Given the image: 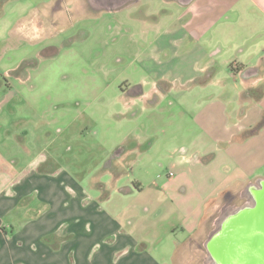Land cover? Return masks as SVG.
I'll return each mask as SVG.
<instances>
[{
  "label": "rangeland",
  "instance_id": "rangeland-1",
  "mask_svg": "<svg viewBox=\"0 0 264 264\" xmlns=\"http://www.w3.org/2000/svg\"><path fill=\"white\" fill-rule=\"evenodd\" d=\"M44 1L7 0L0 11V140L10 144L28 142V151L14 154V158L0 146V154L8 161H0V171L8 170L0 173L1 184L10 175L13 180L22 176L25 172L20 168H32L39 150L34 149L36 142L30 135L41 134V146L49 156L40 174L60 175L66 185L62 190L59 182L57 187L51 183L46 193L71 195L77 183L84 193L100 195L101 184L108 191L117 188L118 192L124 184L133 188L138 182L144 188L139 194L142 197L135 199L138 202L158 193L157 188L165 185L167 176L176 174L172 156L180 157L183 148L188 149L189 158L202 147L216 151L217 145H210L195 117L203 114L208 100L219 93L223 92L227 100L240 91L228 64L251 53L255 25L260 23L256 27L264 31L263 16L247 0H196L186 6L173 1L141 0L148 5V12L165 19L164 26L150 35L146 33L149 23L142 21L135 5L121 11L75 16L60 27L42 31L29 26L33 24L29 15L34 18L30 9ZM206 3L211 4L210 10ZM162 10L165 13L161 14ZM180 18L171 28L185 40L181 41L179 35L163 36L169 40V47L151 50L164 27ZM192 30L191 38L198 37L201 46L206 43L216 50V44H223L222 53L214 58V67L225 91L223 84L205 85L209 74L202 73L201 63L188 56L191 46L187 34ZM54 31L56 35L51 37ZM49 44L53 48L47 47ZM240 49L244 55H240ZM137 91L143 94L131 97ZM234 99L230 98L231 108L238 106ZM133 139L144 140V148H150L123 158L115 171L119 181L114 182L110 171L113 163L119 162L112 152L121 142ZM188 164L187 160L183 167L189 170L176 177L186 185V212L190 211L186 229L177 232L176 237L158 239L153 253L159 264H204L198 236L184 249L183 244L203 212L205 196L216 192L215 184H209L208 179L212 173L221 177L215 169L219 160L210 168ZM179 220L177 213L169 217L161 214L157 230L166 236L170 234L165 233L168 228ZM7 221L6 217L5 224ZM12 232L9 227L3 230L7 237L0 240V264H13L14 258L20 257L18 264L45 260L37 248L17 240L18 232L10 236ZM223 252L224 261L239 260L227 258Z\"/></svg>",
  "mask_w": 264,
  "mask_h": 264
},
{
  "label": "crops",
  "instance_id": "crops-1",
  "mask_svg": "<svg viewBox=\"0 0 264 264\" xmlns=\"http://www.w3.org/2000/svg\"><path fill=\"white\" fill-rule=\"evenodd\" d=\"M164 1H173L186 6L192 5L196 0ZM247 1L264 18V0ZM132 5L138 7L142 21L149 23V29H146L148 35L164 26L165 19H160L156 13L148 12V5L141 3V0H130L121 5H117L116 0H45L38 8L36 7L37 9L34 6L30 9L35 17L29 15V21L33 23L29 26L48 31V29L60 27L66 20L72 21L75 16L80 18L86 13L93 15L101 11H121ZM206 5V9L210 10L211 4L206 3ZM160 13L165 12L162 10ZM36 19L44 21L36 23ZM179 20L181 21V18L174 19L172 24L168 23L164 27L162 33L153 40L156 47L153 46L151 50L157 52L164 47L168 48L167 38L171 36L179 35L181 41L185 40L184 35L182 37L179 31L171 28L176 22L179 23ZM258 25L260 23L253 29L256 34L252 41L251 53H254L246 55L242 60L233 59L228 64L232 70L231 78L235 84L239 85L240 91L235 97L230 96V93L227 97L235 98L234 101L238 106L231 108L230 98L226 100L222 92L219 93L220 96L208 100L206 103L208 108L205 112L195 117L201 132L211 142L210 145H217L216 151L210 152L202 147L196 151L193 158H189L187 157L188 149L183 148L180 151V157L172 156L171 164L176 174L171 173V176H167L165 185L157 188L158 193H154L143 202H138L135 199L141 198L139 194H142L144 190L138 182L133 188L124 184L118 192L117 188L115 190L110 188L108 191L105 188L106 185L101 184L103 194L100 195L84 193L77 183L73 184L75 190L71 195L46 193L50 191L51 183L57 187L59 182L58 186H61L62 190L66 185L63 184L60 175L54 177L50 174H40L42 173L40 170L49 162V156L47 157L44 147L41 146V134L30 135L36 142L34 149L39 150L32 168L22 167L20 169H23L25 173L17 180H13L14 176L10 175L5 180L3 178L2 184L0 183L2 185L0 240H5L7 237L3 235V230H7L8 227L13 231L10 236L18 232L17 240H25L30 247H35L43 253L45 260L40 261L39 264H159V258L153 253L159 243L158 239H167L169 235L176 237L177 232L184 233L185 224L190 215V211L186 212L188 202L185 199L187 193L185 182L176 177L189 170L183 167L187 160L189 163L187 167L193 168H210L219 160L215 169L221 177L216 178L212 173L208 179L209 184H215L216 192L205 196L203 212L195 226L191 228L192 233L184 242L183 249L185 245L193 241L195 243L198 236L199 250L203 253L201 261L204 264L224 261L220 251L229 242L225 240L228 227L232 228V247L244 250L264 249V210L262 208L264 207L262 199L264 126L255 134L240 138L242 134L256 126L264 114V31L258 29L259 27H256ZM193 33V30L190 35L188 32L189 38H186L191 46L188 56L195 59V63L196 61L201 63L199 70L202 73L209 74L207 78L209 80L205 85L214 82L223 84L221 88L225 91L224 83L218 79L214 67V58L222 53L223 44H216V50H213L215 46L206 43L201 46L198 44L200 42L198 37L191 38ZM50 35L51 37L56 35L55 31ZM163 36L167 38H161ZM47 40L52 42V38ZM260 45L263 46L260 47ZM51 46L49 44L47 47ZM240 52V55H244V51ZM249 91H254V94L250 96ZM142 94L143 92L137 91L136 94H131V97ZM26 133L25 131L24 134ZM127 141L121 142L112 152L117 155L115 158L119 162V164L113 163V169L109 170L112 178L114 176L112 179L114 182L119 181L118 173L115 171L124 161L123 158L127 159V155L145 152L150 148V146L147 149L144 148L146 145L143 144L144 140ZM27 144L26 141H15L10 144L7 140H0V146L5 147L12 158L14 154L26 153ZM171 152L173 151L168 152L169 156L172 155ZM2 155L4 154H0V161H7ZM10 157H8L9 160ZM7 168L9 169V166ZM7 171L3 170L0 173L4 174ZM38 176H41V179L35 178ZM21 186H26L28 189H22ZM30 188L35 193H31ZM17 190L20 192H16ZM37 208L39 210L35 212ZM174 213L178 214L180 220L168 228L165 233L170 234L164 236V232L160 233L157 230L158 219L161 214L162 217H169ZM6 217L7 224L4 222ZM145 231L148 233L146 236ZM21 235H24V238H21ZM213 235L216 236L215 247L218 251L215 259L211 256L210 248ZM178 244L181 243L178 242ZM20 258H14L13 264L22 261Z\"/></svg>",
  "mask_w": 264,
  "mask_h": 264
},
{
  "label": "water",
  "instance_id": "water-1",
  "mask_svg": "<svg viewBox=\"0 0 264 264\" xmlns=\"http://www.w3.org/2000/svg\"><path fill=\"white\" fill-rule=\"evenodd\" d=\"M117 5H121L124 2L130 1V0H116ZM263 208V207H262ZM227 234L225 235V240L229 241L227 242V245L225 246V250H221L220 253L223 255V251H225V255H227V258L233 259L234 257L238 258V261H212L213 264H264V249L255 248L252 250H244V249H236L234 246L232 247V228L228 227ZM215 238L216 236L213 235L212 238V245L210 244V248L212 249L211 256L213 259L218 256V251L215 247ZM242 238V237H241ZM221 255V256H222ZM223 257V256H222ZM256 260V261H255Z\"/></svg>",
  "mask_w": 264,
  "mask_h": 264
},
{
  "label": "trees",
  "instance_id": "trees-1",
  "mask_svg": "<svg viewBox=\"0 0 264 264\" xmlns=\"http://www.w3.org/2000/svg\"><path fill=\"white\" fill-rule=\"evenodd\" d=\"M7 0H0V11L2 10V6L4 4V2H6ZM252 94H254V91H249V95L251 96ZM264 126V114L262 119L260 120V122L254 126L252 129L246 131L244 134H242L240 136V138H247L253 134H255L260 128H262Z\"/></svg>",
  "mask_w": 264,
  "mask_h": 264
},
{
  "label": "built area",
  "instance_id": "built-area-1",
  "mask_svg": "<svg viewBox=\"0 0 264 264\" xmlns=\"http://www.w3.org/2000/svg\"><path fill=\"white\" fill-rule=\"evenodd\" d=\"M172 174L170 173L168 176H171Z\"/></svg>",
  "mask_w": 264,
  "mask_h": 264
}]
</instances>
